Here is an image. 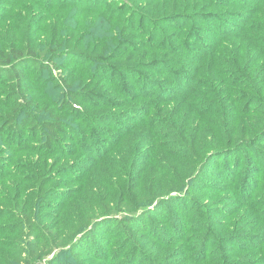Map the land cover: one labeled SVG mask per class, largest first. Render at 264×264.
<instances>
[{"label": "trees", "instance_id": "1", "mask_svg": "<svg viewBox=\"0 0 264 264\" xmlns=\"http://www.w3.org/2000/svg\"><path fill=\"white\" fill-rule=\"evenodd\" d=\"M142 263L264 264V0H0V264Z\"/></svg>", "mask_w": 264, "mask_h": 264}, {"label": "rangeland", "instance_id": "2", "mask_svg": "<svg viewBox=\"0 0 264 264\" xmlns=\"http://www.w3.org/2000/svg\"><path fill=\"white\" fill-rule=\"evenodd\" d=\"M221 162V161H220ZM231 162H233V160H231ZM216 166H218L219 164H215ZM241 170H243V166L241 167ZM207 180V179H206ZM200 186L199 183H197L196 188H198ZM175 194V193H172ZM187 204L188 208L187 211H182L180 210L181 206ZM219 206H222L221 204H219ZM162 213H163V217H161L162 215L159 214H149L145 219H143V221H147V226L150 227L151 224L150 223H154L157 226H160L161 228V223L163 221V219H166L167 217H169L170 214L175 213V209L173 207H167V208H162L161 209ZM177 216L181 218L182 221H187L189 220V224H195V219L196 217L200 214V212H202V210L200 208L197 207V205L191 204V203H186L185 200H182L180 202V206L177 209ZM173 220L171 221V223L169 224L170 226H173ZM183 226L181 225V230H182ZM148 246H151V248H155L160 250V246L159 245H155V244H149ZM142 264H146V263H142Z\"/></svg>", "mask_w": 264, "mask_h": 264}]
</instances>
